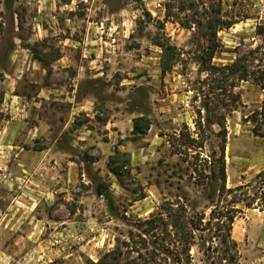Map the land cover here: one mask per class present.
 Returning <instances> with one entry per match:
<instances>
[{"label": "rangeland", "instance_id": "obj_1", "mask_svg": "<svg viewBox=\"0 0 264 264\" xmlns=\"http://www.w3.org/2000/svg\"><path fill=\"white\" fill-rule=\"evenodd\" d=\"M181 1L0 0V120L12 117L7 108L12 100L22 102L28 127L14 142L28 150L49 147L48 154L58 158L27 163V171L18 161L0 164V190L13 194L22 183L14 177L28 171L66 184L61 190L66 196L39 205L46 223L37 241L46 256L22 264L95 262L168 202L183 204L188 217L203 216L201 223H217L211 209L215 216L224 212L234 194L218 196L220 116L226 128V187L248 183L251 195L262 190L255 175L264 169V135L252 128L264 131V120L250 119L264 100V84L257 80L264 77V0H195L196 10L181 8ZM168 4L171 17L166 18ZM211 6L219 8L221 18L236 21L217 31L212 63L242 57L248 80L228 77L219 86L217 74L200 69L198 56L208 42L193 24L186 28L177 20L203 11L210 17ZM155 41L176 47L172 69L163 75ZM87 92L90 115L75 114L71 122L69 97ZM138 116L149 121L144 134L133 131ZM40 118L47 123L40 126ZM68 159L79 174L69 186ZM2 197L0 191V205ZM258 199L251 207L234 205L241 211L231 234L245 264H264V212ZM211 235L196 232L191 253L198 264L206 261L204 250L215 240Z\"/></svg>", "mask_w": 264, "mask_h": 264}, {"label": "trees", "instance_id": "obj_2", "mask_svg": "<svg viewBox=\"0 0 264 264\" xmlns=\"http://www.w3.org/2000/svg\"><path fill=\"white\" fill-rule=\"evenodd\" d=\"M181 3V8L183 9L194 8L196 10L195 8L198 7V3L195 0H182ZM170 10V4L166 5V18L171 17ZM210 11L213 14L210 17L203 11L194 19L177 20L186 28H190L191 24H193L200 33V37L208 42V45L202 48L205 51L204 54L198 56L200 69L212 75L217 74L216 77L218 76V79L216 80L219 82V86H222L221 82L226 81L228 77H234L237 80H248V68L244 64L242 57H236L230 63L220 65L212 63V58L218 46L217 31L230 27L236 21H226L221 18L218 15L220 12L219 8L215 9L211 6ZM257 32H261L259 31V26L257 27ZM155 43L161 49L160 70L163 75L172 69L176 58V47L162 41H155ZM257 80L263 87L264 77L259 76ZM235 82L233 81L229 85L233 88L236 84ZM236 96L237 94L233 96V99ZM203 109L206 110L205 120L209 123L210 105L208 102H203ZM199 112L198 114H200ZM259 118L264 120V100L261 111H254L250 121L256 122ZM216 123L220 127L219 131L221 132V142L218 150V159L220 161L218 196L226 198L228 194L234 193L228 201L232 203L230 204L231 206L226 208L224 212L219 211L215 216V207L211 209L210 217L217 218V223H201L203 216L196 219L188 217L183 204H179L178 201L168 202L167 206L162 208L163 211H159L145 219L144 223H140V227L137 230L128 231L126 236L116 241L113 248L104 252L97 261H91L90 264H198L194 261L191 253V247L195 244L196 232L198 231L212 232L211 237L215 239L210 241V244L204 250L206 261L204 260L203 264H245L239 260L237 242L231 234L236 213L241 211L234 205L242 202L244 206L251 207L256 199L259 198L257 205L264 212V169L255 175V179L260 180L259 188H262V190H255L252 195L248 191V183L235 187H226V128L224 117H218ZM148 128V119L143 116L134 118L133 131L135 133L144 134ZM252 132L255 135H264V131H260V127L256 125L253 126ZM191 140L193 141L194 139ZM112 172L117 173L115 169H112Z\"/></svg>", "mask_w": 264, "mask_h": 264}, {"label": "crops", "instance_id": "obj_3", "mask_svg": "<svg viewBox=\"0 0 264 264\" xmlns=\"http://www.w3.org/2000/svg\"><path fill=\"white\" fill-rule=\"evenodd\" d=\"M42 90L43 88H41V92ZM11 96L19 97L16 94ZM69 98L74 100L73 102L69 101L72 102L70 105L71 122H74L75 114L90 115L89 109L92 101L89 92L81 94L80 98H75L74 95ZM53 99L59 98L54 97ZM62 99H66V97H62ZM13 103H15L14 100L7 107L12 112V117L0 120V164L9 163L12 160L18 161L23 165L22 170L27 171L29 169L28 164L44 165L51 160L58 162L57 156L48 154L49 147L41 146L34 150H28L27 146L14 142L20 129L24 127L27 129L28 115L22 102H19L18 105H13ZM38 122L40 126L47 123L43 118L38 119ZM39 125L34 124V128L37 129ZM74 131L84 132L77 127L74 128ZM78 138L83 139L84 136L80 134ZM82 143L80 142V145ZM66 163L67 172L65 176L67 186H69L79 178V174L75 168L74 160L68 159ZM26 173L14 177L19 181L22 180V183H20L18 190H14L13 194L9 193L7 189L0 190L3 196V202L0 205V264H13V261L15 264H22L26 260L25 255L28 253L32 254V258L46 256L44 250L40 248L41 242L37 241V235L42 231L43 223H46L43 214L39 211V205L62 195L63 191L61 190L65 189L66 184H53L50 180H42V175L32 174L29 171ZM54 178L58 179V176L55 174ZM62 196L66 195L63 194ZM59 222L64 223L65 220L62 219Z\"/></svg>", "mask_w": 264, "mask_h": 264}, {"label": "built area", "instance_id": "obj_4", "mask_svg": "<svg viewBox=\"0 0 264 264\" xmlns=\"http://www.w3.org/2000/svg\"><path fill=\"white\" fill-rule=\"evenodd\" d=\"M32 254L31 253H28L27 255H25V261H28V260H32Z\"/></svg>", "mask_w": 264, "mask_h": 264}]
</instances>
